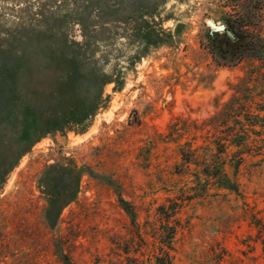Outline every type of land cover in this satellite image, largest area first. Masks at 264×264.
Returning <instances> with one entry per match:
<instances>
[{
  "label": "rangeland",
  "instance_id": "1",
  "mask_svg": "<svg viewBox=\"0 0 264 264\" xmlns=\"http://www.w3.org/2000/svg\"><path fill=\"white\" fill-rule=\"evenodd\" d=\"M236 15L226 0H0V69L49 74L61 111L0 187V264H157L162 248L173 264H264V119L248 122L264 118V56L224 65L207 39V20ZM245 30L264 39V12ZM16 52L32 65L7 62ZM242 128L250 138L224 155L230 191L202 163ZM51 167L87 169L63 207L76 171L52 205Z\"/></svg>",
  "mask_w": 264,
  "mask_h": 264
},
{
  "label": "trees",
  "instance_id": "2",
  "mask_svg": "<svg viewBox=\"0 0 264 264\" xmlns=\"http://www.w3.org/2000/svg\"><path fill=\"white\" fill-rule=\"evenodd\" d=\"M226 1L230 2L232 9L237 14V17L227 19L225 24L227 29L234 34V38L230 37L226 32L211 34L209 31L207 39L214 57L224 65L240 62L246 57L262 58L264 56V39L245 30V25H250L253 19L264 12V0ZM46 58L53 60L52 62H55V64L61 62V57L55 60L49 55ZM33 60L34 58L28 54L16 52L7 59V62L30 66ZM6 66L0 69V187L5 182L9 173L18 165L20 159L29 152L33 143L38 141V138L34 139L32 137L34 136L32 131L41 128L43 130L42 134H44L52 131L54 128H58L60 126L58 120L61 112L59 83L54 86L52 82H49V74L47 77H37L34 72L26 73L28 71L25 72L20 67L9 69L8 64ZM93 80L101 87L109 81H102V77H99L97 74L93 75ZM22 87L24 88L23 90H21ZM16 89L18 92L23 91V95L24 93L26 94V100L19 99L16 96L18 93ZM24 90L27 92H24ZM100 98L99 93L95 97V100L90 103L84 100L77 102L78 115L74 119L75 122L83 123L92 117L100 106ZM33 112L37 116L34 122L32 121V127H30L29 120ZM263 119L259 115H249L248 122L254 126L263 121ZM239 123L242 125L241 122ZM250 133L251 131L242 128L240 131L230 132L222 136L217 143V152L212 153L210 159L208 158L202 163L203 174L210 179H217L220 187L230 191H237V184L231 181L225 170L227 160L224 155H226L228 150L227 142L231 146L240 148L250 138ZM238 153L239 157L236 161V167H239L243 161V157H241L242 152L239 151ZM72 170L76 171L73 195H68L63 187L59 190V200L63 207L74 199L82 171L87 169L81 170L76 167L59 169L51 167L44 175L43 179H47L46 187L51 197V203L54 200L53 194H55V186L58 184V179H62L65 182V179H69L70 171ZM120 202L123 209L132 221L135 222L136 214L129 203L123 199H120ZM156 263L173 264L169 253L163 248L160 255L156 257Z\"/></svg>",
  "mask_w": 264,
  "mask_h": 264
},
{
  "label": "water",
  "instance_id": "3",
  "mask_svg": "<svg viewBox=\"0 0 264 264\" xmlns=\"http://www.w3.org/2000/svg\"><path fill=\"white\" fill-rule=\"evenodd\" d=\"M207 25L210 28V33H224L226 32L230 37L234 38V34L227 29V26L225 24H218L214 22L213 20H207Z\"/></svg>",
  "mask_w": 264,
  "mask_h": 264
}]
</instances>
